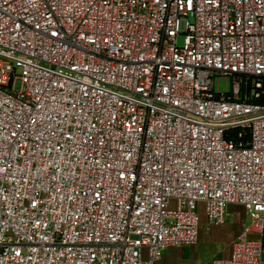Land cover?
Listing matches in <instances>:
<instances>
[{
    "label": "built area",
    "instance_id": "built-area-1",
    "mask_svg": "<svg viewBox=\"0 0 264 264\" xmlns=\"http://www.w3.org/2000/svg\"><path fill=\"white\" fill-rule=\"evenodd\" d=\"M229 206L212 264H263L264 0H0V264H157Z\"/></svg>",
    "mask_w": 264,
    "mask_h": 264
},
{
    "label": "crops",
    "instance_id": "crops-1",
    "mask_svg": "<svg viewBox=\"0 0 264 264\" xmlns=\"http://www.w3.org/2000/svg\"><path fill=\"white\" fill-rule=\"evenodd\" d=\"M234 206H229L226 213L227 216L231 214L243 215L238 210L230 209ZM242 208V207H241ZM244 214L242 217L248 218L246 211L243 209ZM241 220H236L234 224L225 223L221 226H209L205 220V215L201 213V225L199 229L198 242L192 246H181V247H168L163 252L162 258L157 264H212L216 259H227L231 256L233 244L237 237L247 227L246 224ZM231 227V229H230ZM207 235H209L207 237ZM251 239L258 240L261 242L263 247V264H264V234L260 237L257 234H251ZM205 240L213 244L223 242V246L214 251V247L205 246ZM166 251V253H165ZM202 253V254H201Z\"/></svg>",
    "mask_w": 264,
    "mask_h": 264
},
{
    "label": "rangeland",
    "instance_id": "rangeland-1",
    "mask_svg": "<svg viewBox=\"0 0 264 264\" xmlns=\"http://www.w3.org/2000/svg\"><path fill=\"white\" fill-rule=\"evenodd\" d=\"M177 43L179 46H182L183 43H184V38L182 36H180L177 40ZM215 89H216V92H219L221 94H225V93H228L230 92L231 90V79L230 78H216L215 79ZM230 209L232 210H238L240 211L243 215L244 214V211H243V208L241 207H238V206H234V207H231ZM242 215V216H243ZM241 215H236V214H231L229 216H227V223H230L231 226L232 224L235 223L236 220H241V219H244V223L246 224V226H248L250 224V221L248 218H243ZM231 229V227H230ZM209 235H207L208 237ZM205 246H211L214 247V251L218 250V248L222 247L223 246V242H219L217 244H213L211 242H209V240H205V244L201 246V248L205 247ZM164 253V252H163ZM166 253V251H165ZM202 254V253H201Z\"/></svg>",
    "mask_w": 264,
    "mask_h": 264
}]
</instances>
